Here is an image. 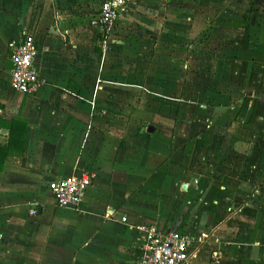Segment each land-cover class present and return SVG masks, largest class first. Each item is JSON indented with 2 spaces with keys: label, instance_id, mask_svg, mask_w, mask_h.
I'll return each instance as SVG.
<instances>
[{
  "label": "crops",
  "instance_id": "obj_1",
  "mask_svg": "<svg viewBox=\"0 0 264 264\" xmlns=\"http://www.w3.org/2000/svg\"><path fill=\"white\" fill-rule=\"evenodd\" d=\"M101 1L0 0V116L26 124L0 264H139V225L203 232L192 264H264V0H140L106 30ZM24 33L33 94L10 87ZM84 172L81 208L58 207L48 183Z\"/></svg>",
  "mask_w": 264,
  "mask_h": 264
},
{
  "label": "built area",
  "instance_id": "obj_2",
  "mask_svg": "<svg viewBox=\"0 0 264 264\" xmlns=\"http://www.w3.org/2000/svg\"><path fill=\"white\" fill-rule=\"evenodd\" d=\"M132 2L139 0H102L93 23L103 30L111 28ZM8 50L12 64L10 87L19 93H36L41 86L35 65V59L40 52L37 40L31 34L24 33L8 42ZM93 179L94 174L84 172L54 179L47 187L58 207L81 208ZM34 212L36 210L32 209L31 213ZM136 228L141 239L139 264H192L191 258L195 250L206 241L203 232L165 229L157 225H139ZM216 242L219 243V240L216 239ZM221 256L220 246L210 250L213 262H219Z\"/></svg>",
  "mask_w": 264,
  "mask_h": 264
},
{
  "label": "trees",
  "instance_id": "obj_3",
  "mask_svg": "<svg viewBox=\"0 0 264 264\" xmlns=\"http://www.w3.org/2000/svg\"><path fill=\"white\" fill-rule=\"evenodd\" d=\"M17 122L19 124V121L17 119L8 121L0 116V127L7 128L10 130V135L8 137L7 142H5L4 144L0 143V171H2L4 162L9 155H19L23 151L24 128L26 124L20 123L21 129L15 131L14 128Z\"/></svg>",
  "mask_w": 264,
  "mask_h": 264
},
{
  "label": "rangeland",
  "instance_id": "obj_4",
  "mask_svg": "<svg viewBox=\"0 0 264 264\" xmlns=\"http://www.w3.org/2000/svg\"><path fill=\"white\" fill-rule=\"evenodd\" d=\"M140 1V0H139Z\"/></svg>",
  "mask_w": 264,
  "mask_h": 264
}]
</instances>
